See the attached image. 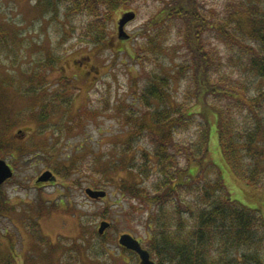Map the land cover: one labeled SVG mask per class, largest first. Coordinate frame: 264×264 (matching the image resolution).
<instances>
[{"label":"rangeland","instance_id":"1","mask_svg":"<svg viewBox=\"0 0 264 264\" xmlns=\"http://www.w3.org/2000/svg\"><path fill=\"white\" fill-rule=\"evenodd\" d=\"M244 1L264 6V0ZM195 2H192L195 14L200 11L205 19V26L198 32L193 25H190L191 30L188 29L187 14L184 22L169 21L161 14L164 0H133L125 9L116 12L110 23L108 44L96 48L84 46L77 37L86 14L79 13L69 19L64 17L62 9L57 15L55 11L44 9L38 0H0V25L8 34L20 35L18 44L11 42L12 47L0 50V130L3 139L22 135L21 139L17 138L20 143L33 149L48 142L54 130H67L57 156L52 158L56 159L57 166L50 167L42 152L40 156L26 155L25 161L19 159L15 162L12 178L0 185V199H3L0 203V264L137 262V257H130V252H121L118 238L124 232L143 240L147 238L146 203L130 196H123L120 200L122 194L118 186L123 182L141 183V178L126 167L131 162L141 163V148H155L154 141L150 137L144 138L142 133L145 131H137V128L150 122L151 110L163 104L152 101L153 106L146 107L139 99L143 89L149 82L157 83L161 78H167L172 111L180 106L185 113L193 111L188 122L175 130L176 140L188 143L198 141L203 113L207 112L205 105L210 106L212 102L222 106L225 103L222 99L221 102L212 101V96L205 98L202 91L206 86L195 82L196 75L192 71L199 69L194 68L195 59L204 57V52L212 62V79L241 78L248 97L256 94L253 91L255 85L264 86V77L258 78L249 71L247 57L254 41L243 33L239 23L233 20L228 24L236 36L233 40L221 37V31L217 36L209 27L211 22H222L224 16L230 19L243 0ZM127 10H134L137 14L125 26L129 37L124 39L118 34V25ZM194 45L195 49L192 48ZM197 45L204 48V52L197 49ZM53 54L62 58L55 65H47ZM43 73L47 75L43 77ZM62 77L70 78L77 86L66 92L70 96L61 98H72V108L67 115L64 114L66 119L61 124L63 129L59 126L62 107L60 115L49 113L46 121L38 123L36 120L45 101H53L51 98L65 89ZM50 80L53 81L51 86ZM40 83L45 88H39ZM240 110L235 109L236 119L232 126L238 125L246 135L259 132L257 142L253 144L257 149L258 145H264V118L259 122L254 118L243 119L247 111L244 109L240 114ZM39 124L51 126L39 134ZM18 130L23 133L19 134ZM211 130L210 153L206 159L210 158L222 169L232 196L248 207L259 208L258 214L264 218V191L250 187L235 173L228 172L219 150L215 120ZM54 137L53 142L61 139L59 134ZM129 145L130 151L127 150ZM4 156L12 164V159ZM180 165L187 167L184 158ZM53 167L61 172L71 171L62 178ZM190 168L193 173L199 169L197 164ZM47 169L53 170L57 179L44 187L37 186L36 179ZM105 169L109 171L103 173ZM214 171L210 173L212 178L216 176ZM101 172L114 179L106 177L103 179L105 187H95L93 182L99 181ZM259 177L263 182L264 168ZM154 178L152 175L145 179L144 175L142 179L151 185ZM193 184L194 190L190 188L185 193L187 199L196 194L197 184ZM86 187L107 190L108 195L101 199L92 198L86 193ZM103 219L111 221L112 226L107 229L102 242L97 230ZM102 246L106 248L105 253L95 252Z\"/></svg>","mask_w":264,"mask_h":264},{"label":"trees","instance_id":"2","mask_svg":"<svg viewBox=\"0 0 264 264\" xmlns=\"http://www.w3.org/2000/svg\"><path fill=\"white\" fill-rule=\"evenodd\" d=\"M38 1L44 9L55 11L57 15L62 9L65 18L71 19L79 13L86 14L77 37L79 42H84V46L92 45L97 48L108 44L109 27L116 12L125 9V6L133 0ZM195 1L197 0H164L165 5L162 7L161 14H164L169 21L182 22L187 14L185 21L188 29L191 30L190 25H193L194 28H198V32L205 26V19L200 11L195 14V9L192 7V2L196 3ZM239 7L230 19L224 16L225 19L223 18L222 22L218 20L211 22L210 25L207 21V24L214 29L217 36L218 31H221V37L233 40L236 36L229 29L228 24L233 20L238 22L243 33L254 41V44L249 47L250 52L247 57L249 71L261 78L264 77V6L261 3L252 1L248 3L243 0ZM19 36L18 33L14 36L8 34L0 25V50H4L6 46L12 47L11 42L18 44ZM192 48L195 49V45ZM196 48L204 52V48L199 45ZM61 58V55H50L47 65H55ZM51 60L54 61L50 62ZM195 62L194 68L199 69H194L192 72L196 75L195 82L206 86V89L202 91L205 98L212 96L211 100L215 102L225 100L224 105L212 102L209 103L210 106L205 105L207 112L203 113L202 130L198 141L190 140L188 143L177 141L175 130L182 128L188 122V117L193 115V111L185 113L182 106L172 111L169 104L171 95L167 89L169 85L167 78H161L157 83L149 82L139 99L148 108L153 106L152 101L163 105L155 110L153 108L151 121L147 123L143 120L145 124L137 128V131H145L142 135L144 138L150 137L154 141L155 148L151 150L141 148V163L137 165L131 162L127 165L126 168L134 171L141 178L142 184L125 183L120 179L123 182L118 186L122 194L120 200L123 196H130L146 203L149 230L146 232L145 240L139 238L147 244L158 264H264V218L258 214L260 209L248 207L234 198L225 184L222 169L210 158L206 159L210 153L211 129L215 120L219 150L224 163L228 166V172L235 173L250 187L264 191V179L261 182L259 177L264 168V145H258L257 149L253 148L259 132L256 131L253 134L250 132L246 135L238 125L232 126V122L236 119V108L241 109L240 114L244 109L247 111L243 114V119L254 118L256 122H259L264 118V86L255 85L253 91L256 94L248 97L247 88L241 78L212 79L213 73H210L212 62L205 52L204 57L196 58ZM46 75L47 73H43V77ZM61 79H65V89L63 88L60 94L56 93L51 98L53 101H45L46 104L41 108L36 120L38 123L46 121L49 113L60 115V109L64 108L59 122L60 128L63 129L61 124L66 119L64 114L67 115L72 108V98L65 100L61 98L63 95L70 96L66 95V92L76 89L77 86L70 81V78L62 77ZM222 81L225 83L220 85ZM254 81L257 82V80ZM52 83L53 81L50 80L49 85L51 86ZM43 87L44 84L40 83L39 88ZM41 126L42 124L38 126L39 134H43L51 124ZM66 131L54 130L53 137L49 136L48 142H42L33 149H29L17 139H21L20 137L11 135L12 138L3 139L4 136L1 135L0 130V157L9 156L13 166L16 167L17 160L25 161L26 155L40 156L42 152L50 167L53 164L57 166L56 159L52 158L57 156ZM55 134L61 135V139L58 138L57 142H53ZM136 140L141 141L139 138ZM127 150H131L130 145ZM61 154L62 150L59 156ZM183 158L187 167L180 165ZM192 164H197L199 167L194 173L190 168ZM53 169L62 178L67 177L71 171L61 172L55 167ZM108 171L109 169H105L103 173ZM212 171L216 174L215 178L210 177ZM101 175L99 181L93 182L95 187H105L103 179L110 177L103 176L102 172ZM144 175L145 179L155 176L151 185L144 183L145 179H142ZM110 178L114 179L112 176ZM193 183L197 184L196 194L191 199H187L185 193L191 189L194 190ZM63 185L66 188V185ZM2 200L1 198L0 203ZM105 215L106 213L103 214L104 217ZM105 235L106 232L99 235L102 242L105 240ZM100 251L105 253L106 248L102 246L101 249H95L98 254ZM121 252H130V257L136 258L134 252L124 247Z\"/></svg>","mask_w":264,"mask_h":264},{"label":"water","instance_id":"3","mask_svg":"<svg viewBox=\"0 0 264 264\" xmlns=\"http://www.w3.org/2000/svg\"><path fill=\"white\" fill-rule=\"evenodd\" d=\"M136 16L135 11H128L123 14L119 20V35L123 38H128L129 35L126 33L125 25ZM22 131L19 130V134ZM14 174V170L7 160L0 158V185L4 183L7 179L11 178ZM55 176L51 170L44 171L37 179V182H44L48 180H54ZM86 192L93 198H102L106 196L107 191L103 189H95L92 187H87ZM110 222L107 220H102L99 227V233L103 234L104 231L110 226ZM119 244L135 251L139 256V261L137 264H157L152 258L151 253L148 248L144 247L141 241L136 238L131 233H122L119 237Z\"/></svg>","mask_w":264,"mask_h":264},{"label":"flooded vegetation","instance_id":"4","mask_svg":"<svg viewBox=\"0 0 264 264\" xmlns=\"http://www.w3.org/2000/svg\"><path fill=\"white\" fill-rule=\"evenodd\" d=\"M51 182V181H50ZM49 181L48 182H43V183H37V186H40V187H44V186H46L47 184H49L50 183ZM52 182H54V181H52Z\"/></svg>","mask_w":264,"mask_h":264}]
</instances>
